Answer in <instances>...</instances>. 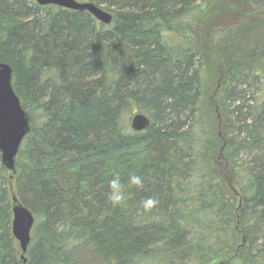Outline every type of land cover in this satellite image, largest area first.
<instances>
[{
	"label": "trees",
	"instance_id": "16d2710c",
	"mask_svg": "<svg viewBox=\"0 0 264 264\" xmlns=\"http://www.w3.org/2000/svg\"><path fill=\"white\" fill-rule=\"evenodd\" d=\"M78 1L111 24L0 0V62L30 124L12 178L0 161V264H24L12 193L34 216L25 264H264V39L223 45L260 27L264 0H227L203 40L217 0Z\"/></svg>",
	"mask_w": 264,
	"mask_h": 264
},
{
	"label": "water",
	"instance_id": "95a60500",
	"mask_svg": "<svg viewBox=\"0 0 264 264\" xmlns=\"http://www.w3.org/2000/svg\"><path fill=\"white\" fill-rule=\"evenodd\" d=\"M39 6H57L63 9L86 11L96 21L107 25L112 21V15L105 9L91 2L78 0H34ZM207 12L200 26L201 38L205 39V19L211 14ZM150 120L140 112L131 115L130 127L134 131H140L148 127ZM30 131L29 115L22 107L21 102L12 86V69L4 62H0V161L1 165L11 173H16L15 158L24 137ZM231 192L239 197L233 184H229ZM11 233L18 244L20 259L26 263V251L31 240V231L34 225V216L16 195L11 196ZM237 207H240V199ZM212 264H232L229 261H219Z\"/></svg>",
	"mask_w": 264,
	"mask_h": 264
},
{
	"label": "rangeland",
	"instance_id": "374dc122",
	"mask_svg": "<svg viewBox=\"0 0 264 264\" xmlns=\"http://www.w3.org/2000/svg\"><path fill=\"white\" fill-rule=\"evenodd\" d=\"M217 2H219V4L217 5L218 7H215V6H212V5L210 7H207L206 11L204 12V14L202 16V22H203L204 17L207 14V12L210 11V10L212 11L211 14H209V16L204 21L206 25H207V23L210 22L211 18L213 19L215 17V15L217 13L226 12L225 5L227 3V0H223L222 2L220 0H217ZM217 2H215V4H217ZM261 6H264V1L262 2ZM260 21L264 22V18L263 19H258L255 22H259L260 23ZM232 33H234V34L232 35L231 38H229L230 35H228L224 39L223 45L225 44V42L227 40H230V39H233L234 41H236V39H237V41H239L241 38H244V37H248L249 39H251L253 41L264 39V24L260 25V27H258V26L252 27V29H250V28L249 29H245V28L244 29H238V30H236V31H234ZM227 45H228V48H229V44H226L225 46H223L222 49L223 50H227Z\"/></svg>",
	"mask_w": 264,
	"mask_h": 264
},
{
	"label": "clouds",
	"instance_id": "9594fccd",
	"mask_svg": "<svg viewBox=\"0 0 264 264\" xmlns=\"http://www.w3.org/2000/svg\"><path fill=\"white\" fill-rule=\"evenodd\" d=\"M129 184L131 185H141L142 184V177L139 175L133 174L132 176L129 177ZM109 200L114 204V205H119L120 203L123 202L125 198V188L124 185L121 183V180L119 177H113L110 181V191L108 194ZM158 201L154 198H148L145 201V206L147 208L154 207Z\"/></svg>",
	"mask_w": 264,
	"mask_h": 264
},
{
	"label": "bare ground",
	"instance_id": "6f19581e",
	"mask_svg": "<svg viewBox=\"0 0 264 264\" xmlns=\"http://www.w3.org/2000/svg\"><path fill=\"white\" fill-rule=\"evenodd\" d=\"M86 2H89V1H86ZM90 2H91V1H90ZM91 3L95 4L94 2H91ZM95 5H97V4H95ZM97 6H98V5H97ZM56 7H57V6H56ZM111 22H112V21H111ZM111 22H110L109 24H107V26L110 25ZM260 23H261V25L264 24V22H261V21H260ZM103 25H104V24H103ZM11 69H12V68H11ZM142 114H143V113H142ZM147 128H148V127H146V128L143 129V130H140V131H134V130H133V132H136V133L143 132V131L146 130Z\"/></svg>",
	"mask_w": 264,
	"mask_h": 264
}]
</instances>
